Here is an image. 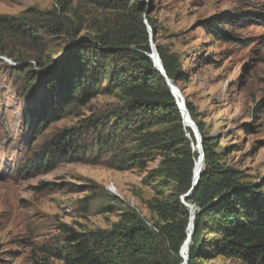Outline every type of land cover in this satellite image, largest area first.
I'll list each match as a JSON object with an SVG mask.
<instances>
[{"label":"rangeland","instance_id":"1","mask_svg":"<svg viewBox=\"0 0 264 264\" xmlns=\"http://www.w3.org/2000/svg\"><path fill=\"white\" fill-rule=\"evenodd\" d=\"M125 1L131 7L120 13L84 0H0L1 17L35 27L54 12L69 23L71 35L82 28L77 37L43 33L36 46L9 40L8 56H0V264H67L73 238L109 231L133 217L156 232L154 202L177 192L165 169L173 155L142 148L138 137L123 133L117 115L126 112L127 102L109 90L108 74L99 78L96 94L65 111L57 108L61 118L50 119L60 94L49 80L76 67V51L87 45L81 39L97 58L113 48L99 46V39L110 38L131 43L116 52L147 49L143 53L162 70L166 63L165 77L180 92L174 97L178 107H191L216 162L235 172L239 190L249 194L230 201L240 196L264 212V0ZM68 135L77 153L67 161L63 154L73 143L57 141ZM183 196V206L197 209ZM196 235L190 245L202 256L199 263L235 264L215 251L213 217Z\"/></svg>","mask_w":264,"mask_h":264},{"label":"trees","instance_id":"2","mask_svg":"<svg viewBox=\"0 0 264 264\" xmlns=\"http://www.w3.org/2000/svg\"><path fill=\"white\" fill-rule=\"evenodd\" d=\"M84 2L98 9L120 13L131 7L125 0ZM57 15L54 12L47 14V18L39 20L40 23H36L35 27L26 20L0 16V56H8L6 46L9 40L36 46L42 43L43 33L52 36L71 35L69 23ZM81 31L79 27L71 36L77 37ZM215 37L229 40L222 33H215ZM99 43L104 49L109 46L113 48L109 52H102L103 58H97L93 52L95 48L88 46L90 42L81 39L80 44L87 45L76 51V67L49 80L48 85L60 94L58 104L55 106L51 103L50 119L61 118L57 108L65 111L96 94L99 78L108 74L104 80L109 90L117 91L127 102L126 112L117 115L125 123L123 133L138 137L142 148L157 149L173 155L165 162V169L176 184L177 192L154 202L153 210L159 220L156 232L141 219L133 217L125 223L116 224L109 231H93L73 238L65 261L67 264H180L179 255L187 240L190 212L179 198L190 190L198 160L194 150V134L184 123L165 79L155 69L152 60L143 53L148 52L147 49L116 52L123 46L130 47L131 43L124 44L110 38L99 39ZM162 66L165 75L170 78L169 67L164 62ZM47 103L45 99L42 104L44 108ZM186 110L201 138L205 168L191 196L185 199L186 203L197 207L190 243L194 245L197 232L211 216L218 228L219 239L215 251L219 256L233 260L235 264H264V212L258 206L247 205L240 196L230 201L233 195L248 193L239 190L235 183V172L216 162L213 144L207 139L201 123L194 121L188 104ZM41 113L46 114L47 110ZM161 126L165 128L152 131ZM71 141L74 142L68 135L58 139L57 145L65 147ZM71 153H77L75 143L65 150V160H69ZM46 163L47 160L38 167L42 168ZM26 167H32V163ZM196 251L190 245L187 264H201L199 259L202 256Z\"/></svg>","mask_w":264,"mask_h":264},{"label":"water","instance_id":"3","mask_svg":"<svg viewBox=\"0 0 264 264\" xmlns=\"http://www.w3.org/2000/svg\"><path fill=\"white\" fill-rule=\"evenodd\" d=\"M149 58L153 61L154 66H155V69H156V70L160 73V75L165 79V82H166L167 86L169 87V89H170V91H171V93H172L171 84H170L169 81L166 79L165 74H164L163 70L161 69V66H160L159 62L157 61V59H156L155 57H149ZM172 95H173V94H172ZM173 97H175V96L173 95ZM178 108L180 109V111H181V113H182V117H183V121H184V123L187 125V127H189V128L192 130L193 134L195 135L196 140H197V143H198V145H199V151H200V154H201L200 157H199V159H198V161H197V163H196V166H195V168H194V173H193V178H192L191 188H190V190H189V191L183 196V199H188V198L191 196V194H192L194 188L196 187L197 182H198V179H199V177H200L201 172H199V173L197 174L196 178L194 179V176H195V174H196L195 169H196L197 165H199L200 160H201V159L203 160V154H202V149H201V138H200L199 132H198L197 127L195 126V124L191 121L190 116H189V113H188V111L186 110V108H185V106H184V103H182V106H181V107H178ZM186 208L189 209V212H190V220H191V218L195 217V214H192V217H191V210H195V211H196L197 209H196L195 207L187 206V205H186ZM192 233H193V230H192ZM185 241H186V240H185ZM184 243H185V242H184ZM183 245H184V244H183ZM187 262H188V256L186 257V261L184 262V264H187Z\"/></svg>","mask_w":264,"mask_h":264},{"label":"bare ground","instance_id":"4","mask_svg":"<svg viewBox=\"0 0 264 264\" xmlns=\"http://www.w3.org/2000/svg\"><path fill=\"white\" fill-rule=\"evenodd\" d=\"M171 88H172V94L175 96V98H178L180 96L179 90L177 88L173 87V86H171ZM202 163H203V160L201 159L199 165H197V167L195 169L196 174L194 176V179L196 178L197 174L200 172ZM192 214H195V210H191V217H192ZM193 222H194V217L191 218V220H190V223H189V226H188V229H187V240L185 241V244L181 248L180 256H181V259L183 261V264L186 261V257L188 255V251H189V247H190L191 234H192V229H193Z\"/></svg>","mask_w":264,"mask_h":264}]
</instances>
